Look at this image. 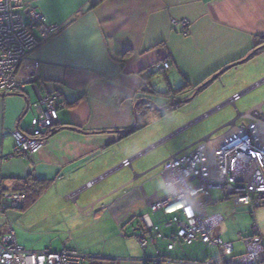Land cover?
<instances>
[{
  "label": "crops",
  "instance_id": "0c3cea01",
  "mask_svg": "<svg viewBox=\"0 0 264 264\" xmlns=\"http://www.w3.org/2000/svg\"><path fill=\"white\" fill-rule=\"evenodd\" d=\"M21 1L26 24L29 10L39 13L42 20L31 31L38 46L17 69L23 89L13 94L0 92V193L11 192L24 181L45 183L47 188L28 211L41 201L47 206L28 225H46L52 232L65 234L59 249L78 248L91 256L89 264H143L142 251L126 241L132 237L119 236L121 231L135 229L138 222L130 217L118 219L119 211L149 213L152 202L170 194V173L163 172L161 163L167 156L192 151L204 137L223 130L236 120L235 109L226 104L212 114L211 123L220 124L206 129L186 147L176 143L177 150L169 155L156 149L201 114L258 82L262 85L244 93L235 107L244 112L261 106L264 113V47L243 60L258 43H264V0ZM181 19L188 20L186 29L171 23ZM162 61L169 67L156 79L158 73L146 69ZM234 62L239 63L231 65ZM205 80L210 81L203 89L193 90ZM143 84L154 91L142 88ZM169 88L180 91L164 95ZM51 94L57 96L58 128L38 152L16 155L13 132H30L31 119L37 115L33 104ZM202 96L206 98L200 115L165 136L136 141L147 122L143 129L124 135L137 119L142 121L135 112L145 102L156 108L179 106L174 109L173 105L165 116L153 112L157 118L168 119ZM161 139L165 144L150 156L136 159L133 171L117 169L123 160ZM89 182L93 184L87 187ZM220 199H213L210 208ZM25 210L1 213L0 231L11 229L13 222L19 224ZM208 214L223 216L222 222L232 219L231 229H220V222L213 233L232 242L234 249L235 242L241 245L242 251L235 252L243 253L241 239L250 235V229L246 232L238 214L224 216L215 207ZM154 216L155 222L161 221ZM254 221L264 237V207L254 211Z\"/></svg>",
  "mask_w": 264,
  "mask_h": 264
},
{
  "label": "built area",
  "instance_id": "2783aa9c",
  "mask_svg": "<svg viewBox=\"0 0 264 264\" xmlns=\"http://www.w3.org/2000/svg\"><path fill=\"white\" fill-rule=\"evenodd\" d=\"M23 8L21 0H0V92L4 94L23 88L17 80V67L39 43L31 31L42 18L29 10L30 22L26 24ZM161 66L169 65L164 62ZM239 98L240 94H234L229 103ZM56 102L57 96L51 94L33 104L37 115L31 119V131L13 132L16 155L33 154L44 146V131L57 124ZM239 116L248 120L246 125L232 122L222 133L203 139L192 151L172 155L161 163L163 172L170 173V194L156 199L149 213L137 216L139 224L130 232L143 253L142 263L264 264V237L254 221V211L264 206V115L257 108ZM130 160H123L122 167H129ZM212 189L220 191L222 200L230 199L235 207L246 208L252 219L251 234L241 239V254H236L232 242L213 233L223 217L206 212L215 203ZM24 198L22 193L4 192L0 214L18 209ZM150 214H157L161 221L152 222ZM124 233L120 235L126 237ZM89 258L74 248L27 251L17 245L11 229L0 231V264H84Z\"/></svg>",
  "mask_w": 264,
  "mask_h": 264
},
{
  "label": "rangeland",
  "instance_id": "374dc122",
  "mask_svg": "<svg viewBox=\"0 0 264 264\" xmlns=\"http://www.w3.org/2000/svg\"><path fill=\"white\" fill-rule=\"evenodd\" d=\"M182 21H185V22L183 23ZM187 22H188V20L181 19V20H172L171 23L173 25L179 24V25L182 26L183 29H186L188 27V25H189V22L188 23ZM37 24H39V23H37ZM183 34H187V32L184 31ZM38 44H37V46H38ZM254 54H256V53H254ZM254 54L249 55L248 57L244 58L243 60L248 59V58L254 56ZM164 62H166V61H162L161 63H156V64H153L152 66H149L146 69L147 72L150 73V74L153 73V72H156V73H158V75L156 76V79H161L162 78L161 75L166 71V69H168V68H162L161 65H163ZM236 63H239V62H234V64H231V65H235ZM168 65H169V63H168ZM17 69H18V67H17ZM16 75H17V71H16ZM207 81L209 82L210 80H205L203 83H200V84H207L208 83ZM263 81H264V79H263ZM261 83L262 82L256 83V84H259L257 86H255V84H253L245 92H241V93H237V94H240V97H241L247 91H250L252 89H255V88H258L259 86H261L262 85ZM144 86H145L146 89H150L149 84H143L142 85V88ZM163 86L164 85L162 84V89H163ZM167 88H168V86H167ZM22 89H19L18 92H15V93H19ZM193 90L194 91L195 90L198 91L197 90V87L193 88ZM193 90H192V92H193ZM218 95H220V92L219 91L217 92V96ZM205 98H206V96L205 97L204 96L200 97L197 102L195 101L194 104L188 105L183 110H180L178 113H176L174 115V117H172V118L170 117L168 119L155 117L154 114H153V112L156 111L154 109V106L152 104L148 103V102H145L144 104H142L143 105L142 106L143 108L141 110H136V112H135L136 118H139V117H141L144 114V109H146L147 112H148L143 117V118H145V121L147 122V125H146L145 129H143L142 131H140V132L137 133L136 141H141L142 139L143 140H147L148 138H151L152 139V136H154V135L155 136H158L160 134H164L163 136H165L166 135L165 132H169L170 129H175V127L182 126V125L186 124L187 122H189L190 120H192L193 118L199 116L200 115L199 112H198L199 109H200L199 107L204 102ZM197 103H198V105H197ZM226 104L231 105L235 109V112H236V120H234L232 122H235L237 126L246 125L247 122H248V120L242 118L241 116H239L241 113L243 114V112H239L240 114L237 115V112L238 111L236 110L235 103H232L231 104V103H229V101H227L224 104L217 105L213 109H211V110H209V111L201 114V116H199L193 122L188 123L186 126L183 127V129H180L179 130V131H183L184 130L183 132L179 133L178 135H176L172 139L166 141V144L164 143V141H165L164 139H161L158 142H155V141L151 142L152 144H148L149 146L147 148H145L142 151H139L138 153H136L132 157L128 158V159H132V160H130L129 167H122V162H121V164L117 167V169L118 168H128V169H130V170L133 171L132 164L133 163L134 164L137 163L136 159L142 158L144 156L147 157V156H150V154L155 153V149L160 144H162V143H164L165 145L162 144L160 147H158L156 149V151L157 150L158 151H161L162 150L163 151V154H166V155H169L170 153L175 152L177 150L178 147L176 148L175 146H173L176 143H179L178 146H180V145L183 144L182 146L183 147H186V145H188V143L190 141H192V142L196 141V139H198L202 135L201 133H203L204 131H206V129L208 130V129H210V127L213 128V127H216L218 125L219 121L218 122L211 123V120H210L209 117L212 114H214L216 111H218L221 108H223L224 106H226ZM173 105L174 104H172V106ZM172 106H170V107H172ZM174 106L176 107V105H174ZM218 106H220V107L218 108ZM147 108H149V109H147ZM160 108H164V107H160ZM257 108L260 109V111L262 112L261 106H256V107L253 108V110H255ZM174 109H177V108H174ZM244 112H246V111H244ZM262 114L264 115L263 112H262ZM237 120H242V121H238V123H237ZM232 122H230V123H232ZM191 125H195V126H192L189 129H186V128H188ZM226 127L223 128V130H220V131L216 132L215 135L217 133H220V132L222 133L226 129ZM57 128H58V122H57L56 125L49 126L47 129H49V131H53V130H55ZM176 129H178V128H176ZM209 136H213V135H208L206 137H209ZM206 137H204L203 139H205ZM46 141H47V137H46ZM197 144H199V143H197ZM181 153H184V152H181ZM168 157L169 156H167V158ZM210 193H211L212 199H217V198H221L222 199L221 193H220L219 190H216V189L213 190L212 189L210 191ZM139 199L140 198H138V200ZM159 199H161V198H159ZM136 200L137 199H135L134 201H136ZM49 204L51 205V203H49ZM131 204H132V202H131ZM150 205L148 206V209H149ZM230 205L233 206V207H231ZM22 206H23V204H22ZM46 206H47L46 202L43 203V201H41V202L38 203V205L35 206L34 209L32 208L30 211H28L29 208H27V210H25L26 213L23 214L22 219L20 220V223L19 224L18 223H15V222L9 224V225H11L10 228L14 232V236H15V239H16V243H17V245L19 247L24 248L27 251H42L44 249H49V250H51L53 252H56V251H60L61 250V249H59L60 247H58V246L61 245V237L64 236L65 234H63V233L62 234H58V232H56V231L52 232L50 229H48L49 227L46 226V225H44V226L41 225V224L40 225H34V224H29L28 225V223L31 220H33V218L35 220L38 219L37 218V213L40 212V211H42V208H46ZM21 207H19V208H21ZM213 207H215L216 209L219 208L224 213V216H227V215L233 216L235 214V212H236V215L238 214L237 217H238V219H240V222L245 225L246 232L248 231V229H250V225L252 224V219H250V216L247 214L248 211H247L246 208L235 207L234 204H233V202L230 199L221 200L220 203L215 204ZM213 207L212 208H210V206L207 207L206 208V212L208 213L209 211H212ZM263 207L262 206H258V208H263ZM11 210L12 209H9L6 212H9ZM32 210H34V211H32ZM231 211H233V214H231ZM119 212L120 213H118V215H119L118 216V219H120L121 217L122 218L124 217V219H127V218L130 217V219H132V218H136L137 216H139V215H135V212H133L132 210H124V211H119ZM148 212H149V210H148ZM132 214H134V215H132ZM151 215H153V216H151L153 222L154 223H157L154 220V217H156V216H154V214H151ZM0 216H2V214ZM231 227H232V219L231 218L230 219H226L225 221H223L219 225V228L220 229H222V228H227V229L230 228L231 229ZM130 232L124 233L126 235V237H124V236H122L120 234H119V236H121L122 238H127V237L130 238L131 237V233ZM250 234H251V231H250ZM131 239L132 240H130V239L127 238L126 241L127 242L130 241L131 244H134L135 243V245L139 249V247H138L137 243L135 242V240L133 238H131ZM122 240H125V239H122ZM102 245H103V243H102ZM234 245H236L235 246L236 247L235 249H237L239 251H242L241 245H240V247L237 246V243L236 242L234 243ZM193 249L194 250H197L196 247H194ZM76 250L81 252V250H79L78 248ZM89 259H91V258H89ZM88 260L84 264H89L88 263L89 262Z\"/></svg>",
  "mask_w": 264,
  "mask_h": 264
},
{
  "label": "trees",
  "instance_id": "16d2710c",
  "mask_svg": "<svg viewBox=\"0 0 264 264\" xmlns=\"http://www.w3.org/2000/svg\"><path fill=\"white\" fill-rule=\"evenodd\" d=\"M264 47V43L260 42L257 44V46H255V48L253 49V51L249 54L252 55L254 54L256 51H258L259 49ZM246 58V57H245ZM242 61L239 60V62ZM208 82V81H207ZM206 82V83H207ZM207 84H198L197 90H201L203 89ZM184 89V88H183ZM153 89H150V92H153ZM178 91H180V89H176L174 91H172V89L169 88V90L163 92V94L165 95H169L170 93H177ZM149 103V102H148ZM151 104V103H150ZM179 106H176V108H178ZM149 109V108H147ZM154 109L159 112L160 116H165L167 114H169L172 110L173 107H164V108H156L154 106ZM154 111V112H156ZM147 110L144 109V114L142 115V121H139V119L136 120V124L134 126H132L131 128H129L128 130H126L124 132V135H132L134 134L136 131L141 130L145 127V118H143L146 114H147ZM69 128H75L76 130H78L77 127L74 126H68ZM56 130V129H55ZM55 130L53 131H49L46 130V132L44 131L43 136L44 137H48L50 134H52ZM34 182V181H33ZM47 188V184H43L40 181H36L35 183L29 182V181H24L22 182V185H20L19 187L15 188L14 190H12L11 192H15V193H22L24 195V201H23V206L21 208H18L19 210H25L27 208H29L32 204L35 203V201L39 198V196L41 195L42 191ZM5 190H1L0 195L2 196L4 194ZM143 264H148V263H143Z\"/></svg>",
  "mask_w": 264,
  "mask_h": 264
},
{
  "label": "bare ground",
  "instance_id": "6f19581e",
  "mask_svg": "<svg viewBox=\"0 0 264 264\" xmlns=\"http://www.w3.org/2000/svg\"><path fill=\"white\" fill-rule=\"evenodd\" d=\"M188 23V22H187ZM262 127H261V130L264 131V123L262 122L261 123ZM46 132V131H45ZM26 156V155H25ZM166 194V193H165ZM237 253V252H236Z\"/></svg>",
  "mask_w": 264,
  "mask_h": 264
}]
</instances>
